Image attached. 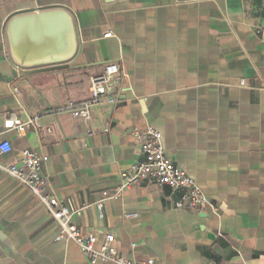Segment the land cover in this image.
Instances as JSON below:
<instances>
[{
	"label": "crops",
	"instance_id": "obj_1",
	"mask_svg": "<svg viewBox=\"0 0 264 264\" xmlns=\"http://www.w3.org/2000/svg\"><path fill=\"white\" fill-rule=\"evenodd\" d=\"M53 7L73 16L76 53L67 68L24 75L9 59L5 24ZM108 62L122 69L116 104L93 106L86 120L56 110L86 100L89 77ZM11 113L40 127L5 130ZM147 126L211 206L179 208L181 191L149 182L117 191L120 172L141 159L130 130ZM2 143V165L23 149L40 154L48 189L85 207L72 220L96 247L109 232L128 259L264 264V0H0ZM56 229L0 169V264H115L91 263L74 242L56 241Z\"/></svg>",
	"mask_w": 264,
	"mask_h": 264
},
{
	"label": "built area",
	"instance_id": "obj_2",
	"mask_svg": "<svg viewBox=\"0 0 264 264\" xmlns=\"http://www.w3.org/2000/svg\"><path fill=\"white\" fill-rule=\"evenodd\" d=\"M109 34H106L108 36ZM122 76L121 66L117 62H108L103 70L91 75L88 80L89 96L82 102H68L57 111L67 110L74 116L89 117V110L93 106L114 105L119 99L115 94V85ZM245 85L244 82L240 83ZM5 130L22 132L26 126L40 127L36 117L21 120L16 114L11 113L3 123ZM130 133L137 141L141 159L122 170L119 174L120 183L117 191H123L142 182L153 183L156 186H169L172 190L181 191V200L177 207L203 211L211 206L210 201L202 193L195 180L177 167L165 154L161 134L152 126L139 130L132 128ZM9 149L7 143L0 145V154ZM41 156L32 149H23L19 159L12 164L2 165L0 169L9 177L26 187L49 213L56 223L55 240H70L74 242L91 263L96 260L110 261L115 264H160L154 258L142 260L128 259L121 256L114 246V236L109 232H100L102 240L99 247L95 246L96 236L83 233L73 222V216L80 215L83 208L70 209L63 205L48 189L47 178L41 172ZM103 200L96 203L101 214Z\"/></svg>",
	"mask_w": 264,
	"mask_h": 264
},
{
	"label": "water",
	"instance_id": "obj_3",
	"mask_svg": "<svg viewBox=\"0 0 264 264\" xmlns=\"http://www.w3.org/2000/svg\"><path fill=\"white\" fill-rule=\"evenodd\" d=\"M4 34L9 59L24 75L67 68L78 47L74 18L61 7L17 13Z\"/></svg>",
	"mask_w": 264,
	"mask_h": 264
}]
</instances>
